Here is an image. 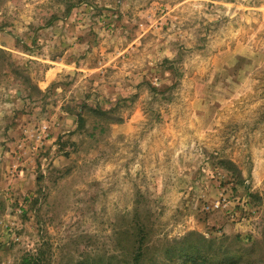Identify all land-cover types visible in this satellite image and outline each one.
<instances>
[{
    "label": "rangeland",
    "instance_id": "374dc122",
    "mask_svg": "<svg viewBox=\"0 0 264 264\" xmlns=\"http://www.w3.org/2000/svg\"><path fill=\"white\" fill-rule=\"evenodd\" d=\"M138 229L145 264H264V0H0V264Z\"/></svg>",
    "mask_w": 264,
    "mask_h": 264
},
{
    "label": "trees",
    "instance_id": "16d2710c",
    "mask_svg": "<svg viewBox=\"0 0 264 264\" xmlns=\"http://www.w3.org/2000/svg\"><path fill=\"white\" fill-rule=\"evenodd\" d=\"M82 122L81 117L78 120ZM145 233L142 229H138V235L134 238L133 242V253L131 257L128 258L126 264H145L147 261V252L148 249L145 246ZM167 254V253H166ZM43 259L39 255L24 254L18 264H42ZM149 261V259H148ZM207 259L202 254H196L195 256L185 255L184 262L182 264H208ZM150 264H160V261L154 260ZM226 264H238L236 261H229Z\"/></svg>",
    "mask_w": 264,
    "mask_h": 264
}]
</instances>
